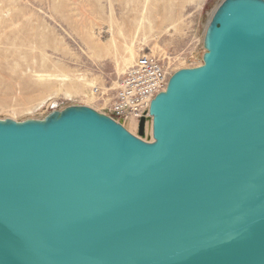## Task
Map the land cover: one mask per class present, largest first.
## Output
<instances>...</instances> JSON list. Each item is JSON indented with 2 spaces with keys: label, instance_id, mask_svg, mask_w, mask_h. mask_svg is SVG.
I'll list each match as a JSON object with an SVG mask.
<instances>
[{
  "label": "water",
  "instance_id": "water-1",
  "mask_svg": "<svg viewBox=\"0 0 264 264\" xmlns=\"http://www.w3.org/2000/svg\"><path fill=\"white\" fill-rule=\"evenodd\" d=\"M202 46L137 134L0 119V264H264V0H222Z\"/></svg>",
  "mask_w": 264,
  "mask_h": 264
},
{
  "label": "rangeland",
  "instance_id": "rangeland-1",
  "mask_svg": "<svg viewBox=\"0 0 264 264\" xmlns=\"http://www.w3.org/2000/svg\"><path fill=\"white\" fill-rule=\"evenodd\" d=\"M221 1L140 0V11L146 7L128 17L138 0H0V119H42L74 104L104 113L118 77L140 54L171 68L199 65ZM128 52L134 58L125 64ZM141 138L151 140L149 123Z\"/></svg>",
  "mask_w": 264,
  "mask_h": 264
},
{
  "label": "built area",
  "instance_id": "built-area-1",
  "mask_svg": "<svg viewBox=\"0 0 264 264\" xmlns=\"http://www.w3.org/2000/svg\"><path fill=\"white\" fill-rule=\"evenodd\" d=\"M177 68H171L163 59L154 55H138L118 77L113 96L104 113L123 126L134 121L137 128L139 118L148 115L150 100L165 89L169 76ZM102 93L99 86L91 89L94 96H101Z\"/></svg>",
  "mask_w": 264,
  "mask_h": 264
},
{
  "label": "bare ground",
  "instance_id": "bare-ground-1",
  "mask_svg": "<svg viewBox=\"0 0 264 264\" xmlns=\"http://www.w3.org/2000/svg\"><path fill=\"white\" fill-rule=\"evenodd\" d=\"M145 1V0H144ZM153 2H155V0H153ZM157 3V5H158V10L160 11L161 10V7H162V5L161 4H159V1H156ZM139 4H140V0H138V2L136 3V4H134L133 6H132V9H131V11H129V13H128V17H134L135 16V14L138 12V11H140V9H139ZM146 7V5L145 4H143V8L141 9V11H143V9ZM140 11V12H141ZM141 14V13H140ZM212 14V13H211ZM140 18V17H139ZM141 20H142V18H141ZM140 20V21H141ZM139 22V21H138ZM139 24V23H138ZM13 38V37H12ZM98 49H100V48H98ZM128 50H129V48H128ZM131 50H132V48H131ZM134 51V50H133ZM129 54L127 55V57L124 59V62H125V64H128V63H130L131 61H132V59L134 58V53L133 52H128ZM182 68V67H181ZM178 69H180V68H177L176 70H178ZM175 70V71H176ZM65 76V75H64ZM129 124H130V128H132V129H134L135 131H136V123L134 122V121H130L129 122Z\"/></svg>",
  "mask_w": 264,
  "mask_h": 264
}]
</instances>
